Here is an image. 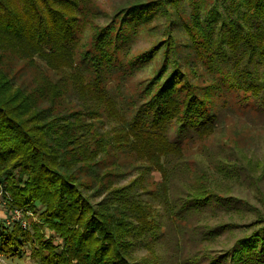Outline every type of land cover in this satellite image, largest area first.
I'll return each mask as SVG.
<instances>
[{"label": "trees", "instance_id": "trees-1", "mask_svg": "<svg viewBox=\"0 0 264 264\" xmlns=\"http://www.w3.org/2000/svg\"><path fill=\"white\" fill-rule=\"evenodd\" d=\"M186 1L192 12L178 22L214 82L200 94L184 80L180 56L168 74L138 92L147 101L119 93V84L107 90L117 74L109 71L115 42L127 26L149 23L171 8L175 13ZM85 4L0 0V185L11 195L9 210L38 212L41 224L28 221L22 228L0 219V256L6 259H22L30 249L32 264H135L131 248L158 228L147 198L169 204L175 175L190 176L189 151L222 128L221 108L249 111L264 104V0H133L94 36L95 56L79 52V34L94 12ZM171 27L165 29L170 42ZM236 93L241 97L231 100ZM107 123L112 125L105 129ZM126 156L141 166L129 168ZM137 167L159 174L158 191L139 175L117 184ZM203 197L194 190L182 210L210 200ZM226 258L228 264H264V234L243 239Z\"/></svg>", "mask_w": 264, "mask_h": 264}, {"label": "rangeland", "instance_id": "rangeland-1", "mask_svg": "<svg viewBox=\"0 0 264 264\" xmlns=\"http://www.w3.org/2000/svg\"><path fill=\"white\" fill-rule=\"evenodd\" d=\"M131 1L133 0H85L86 7H91L94 12L89 14L79 34V52L86 51L95 56L90 42L106 26L111 16L122 5ZM160 10L158 9L159 12ZM191 12L189 1H186L182 7L176 8L175 13L171 8L169 14L165 11L156 13L153 21L149 23H130L125 37L115 42V61L111 62L113 66L109 71L111 69V73L117 74L113 75V81L107 90H112L119 84L115 87L119 93L129 95L138 103L147 101L148 95L138 92L155 76L168 74L182 56V68L186 76L183 77L184 80L190 79L202 94L201 89L212 84L214 79L210 80L196 62L192 42L178 22L179 19L187 20ZM171 19H177V22L174 21L175 25L171 24L172 27L169 22ZM118 25L119 19L113 28H118ZM133 26L135 29H131ZM168 26L172 30V42L166 38L165 29ZM115 32L112 31L111 35ZM146 53L148 56L136 60ZM129 62L134 64L129 65ZM52 74L57 78L62 77L63 73ZM239 97L241 95L236 93L231 100ZM218 107L216 104L212 109L218 112ZM219 114L223 116L220 119L222 128H218L211 138L200 145L196 144L189 151L190 176L186 172L175 175L169 185V204L165 205L157 198H147L153 206L152 215L158 228L156 226L154 230L147 231V239L131 248L132 263L228 264L226 256L239 242L264 234V104L256 105L255 109L249 111L244 107H234L230 111L221 108ZM108 124L112 125L107 123L105 129L109 127ZM28 126H32L31 123ZM125 158V162L130 163L129 168L141 166V160L131 156ZM139 167L117 184L127 183L139 175L146 179L145 187L155 190L154 183L160 180L159 174L143 172ZM194 190H200L201 196H209L210 200L196 208L182 210V205L191 199ZM102 196L95 197L94 202L101 200ZM10 201L11 195L0 185V219L5 220L8 226L19 222L22 228H26L29 221L40 227L36 217L38 212L33 215L24 207L9 210L11 205L7 203ZM40 231L46 237L53 236L44 227ZM54 240L57 242L56 238ZM122 242L127 243L128 240L123 238ZM31 246L34 249L35 243ZM30 252V249H26L22 259H6L0 256V264H32L28 257Z\"/></svg>", "mask_w": 264, "mask_h": 264}]
</instances>
